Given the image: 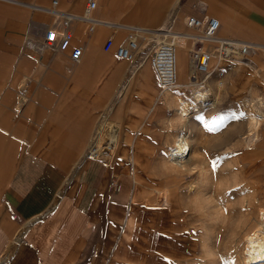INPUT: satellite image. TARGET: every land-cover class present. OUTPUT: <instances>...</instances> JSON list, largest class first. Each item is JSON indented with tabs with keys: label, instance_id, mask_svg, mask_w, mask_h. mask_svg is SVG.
Here are the masks:
<instances>
[{
	"label": "crops",
	"instance_id": "0c3cea01",
	"mask_svg": "<svg viewBox=\"0 0 264 264\" xmlns=\"http://www.w3.org/2000/svg\"><path fill=\"white\" fill-rule=\"evenodd\" d=\"M86 3L0 0V264H193L199 225L189 221L188 183L165 153L179 130L169 124L174 95L197 86L188 61L177 72L181 87L172 86L180 91L159 94L149 51L157 31L172 26L187 55L195 32L183 28L185 16L216 17L219 38L259 47L248 83L257 86L264 0H97V22L83 16ZM67 14L70 45L61 50L44 37ZM131 29L138 47L126 59L115 50ZM100 139L115 142L110 157H89ZM139 170L159 179L140 180ZM150 189L157 221L146 233Z\"/></svg>",
	"mask_w": 264,
	"mask_h": 264
},
{
	"label": "rangeland",
	"instance_id": "374dc122",
	"mask_svg": "<svg viewBox=\"0 0 264 264\" xmlns=\"http://www.w3.org/2000/svg\"><path fill=\"white\" fill-rule=\"evenodd\" d=\"M171 27L169 29L174 32L175 28L172 30ZM183 28L194 33L186 26ZM188 43L191 47L192 41ZM250 56L253 57L254 53ZM185 58L188 64L187 55ZM212 59L213 72L208 80L195 88L182 89L183 97L174 95V99L184 101V105H175L169 119L170 125L179 128L172 136L173 141L176 135L187 134L194 153L192 160L185 164L186 168H176L179 172H173L181 183H188L189 221L192 225H199L195 232L193 264H212L213 260L216 264H264V260L254 262L245 257L247 238L257 228L256 221L264 222V117L258 128V141L254 145L244 141L250 128L249 113L259 117V111L264 114V108L249 102L247 88L254 76L250 70H230L231 67L238 68L235 62L250 59L222 60L217 68L216 57ZM221 72L226 75L225 78ZM177 76V87L180 88L178 73ZM253 86L254 98L255 95L264 96L262 84ZM179 88L172 87L171 90L180 91ZM198 92L206 93V103H195L194 95ZM214 99L216 102L212 104ZM187 111L190 113L186 114ZM138 173L140 180L152 185L159 179L149 181L145 179V172L139 170ZM149 195L150 201L142 207L143 217L149 218L142 223L146 233L149 229L156 231L157 221L155 193L151 191ZM215 210L216 214H209ZM195 219L196 222H193ZM202 240L212 244L213 257L206 255Z\"/></svg>",
	"mask_w": 264,
	"mask_h": 264
},
{
	"label": "built area",
	"instance_id": "2783aa9c",
	"mask_svg": "<svg viewBox=\"0 0 264 264\" xmlns=\"http://www.w3.org/2000/svg\"><path fill=\"white\" fill-rule=\"evenodd\" d=\"M56 1V0H54ZM97 0H87L85 6L84 17L91 22H97L91 16V13L97 7ZM73 16L70 14L64 17L57 18L55 25L49 27L46 32L44 40L47 44H54L59 49L65 50L70 44L71 31L68 28V23ZM184 24L186 27L192 29L195 34L189 35L192 41V47L187 51V57L190 67V82L193 84L198 83L201 79H207L212 72V57H219V60H241L246 59L248 55L254 53L257 49L255 43L250 41H242L235 38H218L217 45L210 48L203 47V39H213L217 35L219 28L218 18H195L193 16H185ZM167 26L164 29H159L157 32H163L164 35L155 42L154 46L150 49L148 59L153 75L157 82L159 94L165 92L166 89L171 88L177 82L176 74V52L177 45L175 39L176 33L169 29ZM158 34L154 35V38ZM139 32L131 29L127 33L123 44L116 47V54L131 59L134 50L138 47L137 37ZM111 41L108 38L105 41L104 48L109 49ZM82 54V49L76 47L71 51V57L78 60ZM103 143V142H102ZM112 141L102 144V149L99 151L97 143L90 149L88 156L91 158H104L109 155L112 149Z\"/></svg>",
	"mask_w": 264,
	"mask_h": 264
},
{
	"label": "bare ground",
	"instance_id": "6f19581e",
	"mask_svg": "<svg viewBox=\"0 0 264 264\" xmlns=\"http://www.w3.org/2000/svg\"><path fill=\"white\" fill-rule=\"evenodd\" d=\"M157 34L158 35L155 37V42L158 41V39H160V37H162V35H164L163 32H157ZM174 35H175L174 41H176L177 34H174ZM190 35H194V34H190ZM218 38H219L218 35H216L213 39L204 38L202 41H215V42L218 43V41H219ZM176 45H177V43H176ZM203 46H204V43H203ZM258 51H259V47H257V49L254 51V54H256ZM185 55L186 54H179L178 50H177L176 57H175L176 58V74L179 71L181 65H184V66L187 65V60L185 58ZM250 57H252V56L248 55L247 58L250 59V60H247L246 62H235V63L237 64L238 68L239 67L248 68L250 70V73L256 75L257 71H258L257 70V66H259V65L255 62V58L254 57H252V59ZM218 58L219 57H216L217 63L215 65L216 66L215 68H217L218 66H221V63L223 62L222 60H219ZM211 61H213V59ZM206 80L207 79L200 80L198 83H195L194 85L195 86H197V85L200 86ZM177 83H178V76H177ZM177 83L174 85L175 87H177V85H178ZM257 83L258 84H262L264 86V76L263 77L258 76L257 77ZM190 84H193V82H190ZM247 91L249 92V95H250L249 96V102L250 101L253 102V106H255V107L264 108V96L263 95L262 96L259 95L258 97H256V95H255V98H254V96H253L254 95V91H252V87L251 86H249L247 88ZM166 92H168V90ZM196 93L194 95L195 103H198V102L206 103L207 102L206 93H200V92H198V94H196ZM214 101L216 102V100L214 99L212 104L214 103ZM183 102L184 101H182V100L181 101L178 100L176 105L181 106V104H183ZM192 108L191 107H187L186 109H192ZM187 113H190V112L187 111L186 114ZM259 113H260L259 117L256 116L255 113L254 114L249 113L250 128H249L248 135L244 138V141H246V143L248 145L249 144L250 145H254L258 141V138H259L258 128L260 127L261 118L264 117L263 116L264 114H263V112H261V110L259 111ZM96 143H97L99 151H100L102 149L101 147H102V144H103V143H101V139L99 141H97ZM112 144H113V146H112V149H113L115 142L112 141ZM193 154H194L193 153V149L191 147L190 140L188 139V135L180 133V134L176 135V137L174 138L173 148L170 149V152H168L165 160H166L167 164L170 165L172 168L176 167L178 169L179 168L184 169V168H186L185 164H188L189 161L192 160ZM108 157H110V156L108 155ZM203 202H205V200ZM219 216H222V215H219ZM255 224H256L255 226H257V228H255L254 233H252L247 238L246 247H245V249H246V256L245 257H246V259L248 257L247 260H253L254 262H257L259 260H264V222L257 220ZM208 234H206V235H208ZM205 241H207V240L205 239ZM203 242L204 241L202 240V243ZM202 247H203V250L205 251L207 256L209 255V256L213 257L212 244H210L209 242H204ZM212 264H216L214 262V260L212 261Z\"/></svg>",
	"mask_w": 264,
	"mask_h": 264
}]
</instances>
